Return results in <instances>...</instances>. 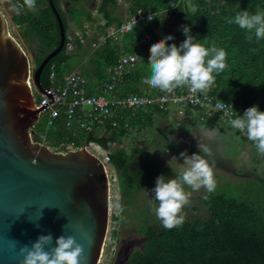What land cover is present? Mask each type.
Masks as SVG:
<instances>
[{"label": "trees", "instance_id": "obj_1", "mask_svg": "<svg viewBox=\"0 0 264 264\" xmlns=\"http://www.w3.org/2000/svg\"><path fill=\"white\" fill-rule=\"evenodd\" d=\"M118 1L100 0L97 12L106 21V25L100 28L102 33H105L115 21L117 25L121 23L119 18L113 15V9L117 7ZM124 1L128 5V14L134 13L138 8L156 13L153 34L158 40L172 35L174 39L168 41V44L175 43L179 47L186 39L181 26L186 25L190 27L196 42L206 47L215 45L223 48L227 53V67L216 75L215 82L210 88L211 92L216 93L221 100L237 101L238 115L242 116L244 111L252 106H258L260 111H264V38L257 39L254 31L248 32L230 22L241 11H248L250 15L264 14V0H194L190 4L180 2L176 7H171V3L178 0ZM18 2L23 4V0ZM54 5L62 17L67 33L68 25L59 0H54ZM25 9V14L16 19V24L27 25V35L36 37L42 46V55H37L35 59V71L45 56L58 47L59 33L48 0H36L35 12ZM67 11L69 21H73L85 39L81 18L85 16L90 19V15L74 6L69 7ZM141 37L138 31L128 33L122 41L125 53H135ZM74 43L77 54H68L70 42L66 35L62 52L50 60L43 69L40 77L43 87L59 84L67 73L63 71L67 63L76 61L75 66L79 67L85 60L87 52L83 51L79 40ZM148 52L150 54V49ZM121 55L120 48L108 41L89 60L92 69L84 67V73L107 81L109 69L118 63ZM148 61L149 58L137 71L128 75L127 82L118 95L137 93L139 84L150 74ZM165 112L157 107L142 109L135 114L131 110L122 111L120 130L110 137L111 141H117L110 155V163L118 177L124 206L123 218H113L119 224L120 222L125 224L126 216L133 205L126 204V200L132 198V201H135V194L142 187L149 167L153 170L157 168L154 158H150L147 164H137L138 151L133 150L132 154H129L122 139L134 129L145 127L148 130L151 128L158 130L157 127L160 128V125L156 124L158 116ZM64 120L65 117L61 114L53 126L37 129L34 125L33 132L36 136L43 132L46 135V144L53 149L72 142L77 148H81L86 137L102 145L109 142L85 131L79 137H73L72 130L66 128ZM126 124L129 125L127 128ZM205 125L208 130L217 128L212 122ZM109 127L110 121L107 123V128ZM234 133L239 137L236 132ZM207 195L208 199H203L207 211L203 219L189 221L185 219L182 226L171 230L163 226L159 229L147 228L145 219L139 226L143 238L142 245L131 253L125 264H264L263 199L260 200L263 202H252L243 197L238 190L236 193L222 190ZM112 234L114 237L118 236L117 231H113Z\"/></svg>", "mask_w": 264, "mask_h": 264}, {"label": "water", "instance_id": "obj_2", "mask_svg": "<svg viewBox=\"0 0 264 264\" xmlns=\"http://www.w3.org/2000/svg\"><path fill=\"white\" fill-rule=\"evenodd\" d=\"M48 3L59 45L33 72L38 92L43 91V69L62 52L66 40L54 0ZM31 72L28 55L0 11V264H20L19 247L49 234L52 246L61 235L76 236L85 246L88 264H98L110 226V176L86 145L55 152L32 138L45 106L36 105ZM132 252L133 245L120 248L114 264H125Z\"/></svg>", "mask_w": 264, "mask_h": 264}, {"label": "rangeland", "instance_id": "obj_3", "mask_svg": "<svg viewBox=\"0 0 264 264\" xmlns=\"http://www.w3.org/2000/svg\"><path fill=\"white\" fill-rule=\"evenodd\" d=\"M59 3L68 25L66 33L70 42L67 48L68 54H77L74 42L76 40L80 42L82 33L73 21H69L67 9L74 6L76 9L83 10L90 15V19H87L85 16L81 18L85 39L82 38L83 42H80V44L83 51L87 52L86 58L80 63L79 67L75 66L76 61L67 63L63 71H67L68 73L72 70H78L94 82L96 79L93 76L91 78L88 73H84L83 68L92 69L89 60L105 45L101 42V38L107 31L102 33L100 28L106 25V21L97 12L100 0H59ZM13 4L21 5L18 0H0V11L7 19L9 33L18 40L28 55L33 71L36 67V56L42 55V46L36 37L27 35V25L19 26L16 24V19L25 14L26 9L23 8L17 12L13 9ZM128 13L127 3L124 0H119L117 7L113 9L114 17L123 21ZM116 24L115 21L112 26ZM33 95L35 99L39 97L38 92H34ZM91 109L92 107L90 106L85 107V110ZM167 111L158 116L156 122L158 126L160 125V128L157 127L158 130L155 128L148 130L145 127L134 129L129 131L126 137L122 139L127 146L129 154H132L133 150L138 151L136 155L137 164H147L150 158H154L157 168L153 170L149 167L146 178L142 181V187L135 194V201H132V198L126 200V204L133 205L126 216L125 224L123 225L120 222L117 237H114L112 232H110V237L114 238V242L112 243L108 238L98 264H114L118 254L117 251L119 252V249L122 247L133 245V251L141 247L143 238L140 235L139 226L145 219L147 220V228L159 229L162 226L153 212V208L157 206V202L154 200L152 189L155 187L157 177L164 175L166 180L177 177L183 167V158L180 157L181 152L187 151L188 155H192L193 153L199 154L197 140L190 132L197 131L200 128L207 129L205 123L200 120L201 112L199 109H189L188 107L171 104L168 105ZM47 117V111L40 113L35 123L37 129H46ZM100 130L102 131L101 128L95 129V137L99 136ZM215 130L218 133L217 138L210 142L213 156L206 157L210 163L214 161V174L217 187L213 193L222 190L236 193L238 190L243 197L252 202L257 203L262 199L264 201V161H262V156L257 153L256 149L241 140L233 131L226 127L220 126ZM87 139L88 137L84 139L85 143ZM51 149L55 152H67V149L63 145ZM242 154H246V158H242ZM107 169L110 176L111 197L119 195L122 202L117 174L114 169L109 167ZM186 190L191 191L187 188ZM245 193L247 194L245 195ZM207 194L204 189L192 193L190 205L184 209L187 221L206 217L207 211L203 199ZM113 217H115L114 214H112L110 228L115 224ZM115 249H117L116 252Z\"/></svg>", "mask_w": 264, "mask_h": 264}, {"label": "clouds", "instance_id": "obj_4", "mask_svg": "<svg viewBox=\"0 0 264 264\" xmlns=\"http://www.w3.org/2000/svg\"><path fill=\"white\" fill-rule=\"evenodd\" d=\"M12 7L17 12L23 8L35 12L36 0H23L22 5L13 4ZM230 22L248 32L254 31L257 39L264 38V14L250 15L248 11H241ZM181 27L186 39L179 47L175 43L168 44V41L174 39L172 35L152 44L148 61L150 74L146 82L150 87L165 93H172L182 87L204 93L211 88L216 75L227 67V53L215 45L206 47L196 42L190 27ZM228 124L233 130L245 134L257 153L264 156V111H260L258 106L249 107L242 116L229 118ZM190 132L197 140L199 154L188 155L187 151L181 152L183 167L177 177L166 180L165 176L161 175L157 177L152 189L154 200L157 202L153 212L168 230L184 224V209L190 205L193 192L204 189L210 194L217 187L214 161L210 163L206 157L213 156L210 142L216 140L218 133L216 130L204 128ZM242 158H246V154H242ZM204 199L207 200L208 195H205ZM108 208L110 214L123 218L124 206L119 195L109 200ZM52 245L53 237L49 234L39 236L30 246H20V264H88L89 257L85 253V246L77 241L76 236L61 235L55 240V246Z\"/></svg>", "mask_w": 264, "mask_h": 264}, {"label": "built area", "instance_id": "obj_5", "mask_svg": "<svg viewBox=\"0 0 264 264\" xmlns=\"http://www.w3.org/2000/svg\"><path fill=\"white\" fill-rule=\"evenodd\" d=\"M193 1L194 0H178L177 2H172L171 7H176L180 2L190 4ZM155 16V12L150 10L143 11L138 8L134 13L128 14L119 25L116 24L110 27L106 34H103L101 42L103 44H106L108 41L117 43L121 41L126 34L138 31L142 36L141 41L145 45L152 46L153 43L157 42L153 34V21ZM80 42H83L82 37H80ZM137 63L138 57L136 55H123L119 62L110 69L109 80L103 82L99 86L98 91L94 93H91L89 90V80L78 70H72L66 73L59 84H51L48 87H43V91L38 92L34 85L33 70L29 83L33 90L32 93H39V97L35 99L36 105L38 107L45 106L42 111L48 112L46 120L47 126H53L61 117V114H63L65 117V125L68 129H72L78 124L87 134L95 136V129L103 128L105 132L98 138L109 140L107 145H102L90 139H87L85 145L92 155L105 164L106 169L107 167L113 169L110 163V155L117 145V141H111L110 137L113 133L119 132L123 120L120 114L125 110H131L132 113L135 114L142 109L147 110L149 107H157L168 112L167 107L171 104L188 107L189 109L197 108L201 112L200 120L203 123L212 122L217 125V128L224 126L236 132L240 139L246 141L251 147L255 148L245 134L233 130L228 124L229 118H236V116H238L237 101L221 100L218 95L213 91L211 92L210 89L204 93H200L194 92L189 87H182L174 90L172 93H165L147 85L148 89L145 94L130 93L118 95V88L123 87L127 80V75L130 73L129 70L135 68ZM52 78L53 76L50 77V79ZM86 106H90L92 109L85 110ZM108 121H110L109 129L107 128ZM125 126L127 128L129 125L126 124ZM32 138L37 142L46 144V135L43 132L37 134V136L33 133ZM63 147L66 148L67 151L80 149L79 147L77 148L73 142L63 144ZM262 158L264 161V156H262ZM111 198L110 193V199ZM111 218L112 214H110V223ZM113 218L117 219L118 217L115 216ZM118 228L119 223L117 222H115L112 228L109 226L106 241H108L109 238L112 243L114 242V238L112 236L110 237V232L118 231ZM103 248H105V246H103ZM116 250L117 249H115V252Z\"/></svg>", "mask_w": 264, "mask_h": 264}, {"label": "crops", "instance_id": "obj_6", "mask_svg": "<svg viewBox=\"0 0 264 264\" xmlns=\"http://www.w3.org/2000/svg\"><path fill=\"white\" fill-rule=\"evenodd\" d=\"M127 35V34H126ZM125 35V36H126ZM125 36L121 39V41H119V42H111V44H115L118 48H120V50H121V52H122V55H121V57L123 56V55H127V54H132V55H136L137 57H138V63H137V65H136V67L135 68H132V69H130L129 70V72L131 73V72H133V71H137L138 70V68H140L142 65H144L145 64V62L148 60V58L150 57V55H151V53L149 54V52H148V50L151 48V46H148V45H145L141 40H140V42H139V45L136 47V51H135V53H125V51H124V48H123V45H122V41H123V39L125 38ZM155 36V35H154ZM156 38V37H155ZM156 41H159L157 38H156ZM150 47V48H149ZM143 53V54H142ZM144 53H145V55H144ZM121 57H120V59H121ZM119 59V60H120ZM119 62V61H118ZM116 65V64H115ZM80 66V65H79ZM113 67V66H112ZM111 67V68H112ZM110 68V69H111ZM110 69H109V78H110ZM129 73V74H130ZM128 74V75H129ZM90 75V77L92 78V76L96 79V80H98V81H94V82H92V79L90 80V79H88V77H86L87 78V80H89V90H90V92L91 93H94V92H97L98 91V88H99V86L103 83V82H105V81H101V80H99V79H97V77L95 76V75H92V74H89ZM128 75H127V77H128ZM109 80V79H108ZM107 80V81H108ZM146 80H147V78H144L143 80H142V83H140L139 84V86H138V88H137V93H139V94H145L146 93V91H147V89H148V87H147V85L148 84H146ZM126 82H127V80H126ZM125 82V83H126ZM123 87H124V85H123ZM123 87L122 88H118V92H121L122 91V89H123ZM65 121V120H64ZM67 128V127H66ZM102 129V131L100 130V132H99V136L98 137H101L102 135H103V132H105V130H103V128H101ZM72 133H73V137H79L80 136V134H82L83 133V129H81V127H80V125H78V124H76V126H74L72 129ZM75 134H76V136H75ZM95 134H96V132H95ZM98 134V133H97ZM84 143V145H85V142H83ZM69 144V143H68ZM83 145V146H84Z\"/></svg>", "mask_w": 264, "mask_h": 264}]
</instances>
